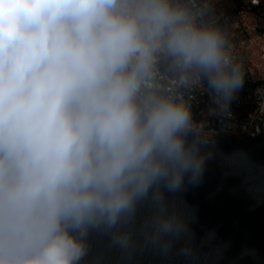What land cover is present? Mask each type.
<instances>
[{
	"label": "clouds",
	"instance_id": "clouds-1",
	"mask_svg": "<svg viewBox=\"0 0 264 264\" xmlns=\"http://www.w3.org/2000/svg\"><path fill=\"white\" fill-rule=\"evenodd\" d=\"M230 47L208 0H0V264H103L94 236L207 261L184 193L215 142L186 97L230 110Z\"/></svg>",
	"mask_w": 264,
	"mask_h": 264
},
{
	"label": "water",
	"instance_id": "water-1",
	"mask_svg": "<svg viewBox=\"0 0 264 264\" xmlns=\"http://www.w3.org/2000/svg\"><path fill=\"white\" fill-rule=\"evenodd\" d=\"M256 121L264 132L262 123ZM208 141L215 142V157L201 183L184 193L186 203L195 210L196 243L202 254L210 256L200 264H264V135L243 141L219 137ZM91 244L89 259L101 255L103 264H129L107 247L105 239L94 236ZM130 264L162 261L144 253Z\"/></svg>",
	"mask_w": 264,
	"mask_h": 264
},
{
	"label": "built area",
	"instance_id": "built-area-1",
	"mask_svg": "<svg viewBox=\"0 0 264 264\" xmlns=\"http://www.w3.org/2000/svg\"><path fill=\"white\" fill-rule=\"evenodd\" d=\"M214 16L229 31L230 55L243 65L244 86L221 115L207 116L210 106L203 89L186 97L205 137L236 141L264 135V0H208Z\"/></svg>",
	"mask_w": 264,
	"mask_h": 264
}]
</instances>
